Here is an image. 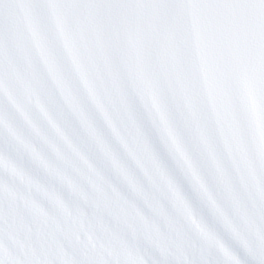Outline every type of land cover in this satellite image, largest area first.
<instances>
[{"label":"snow or ice","instance_id":"1","mask_svg":"<svg viewBox=\"0 0 264 264\" xmlns=\"http://www.w3.org/2000/svg\"><path fill=\"white\" fill-rule=\"evenodd\" d=\"M0 264H264V0H0Z\"/></svg>","mask_w":264,"mask_h":264}]
</instances>
